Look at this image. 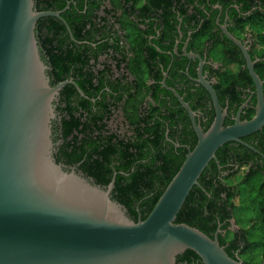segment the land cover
<instances>
[{"label": "water", "instance_id": "obj_1", "mask_svg": "<svg viewBox=\"0 0 264 264\" xmlns=\"http://www.w3.org/2000/svg\"><path fill=\"white\" fill-rule=\"evenodd\" d=\"M61 12L37 11L34 0H0V264H175L187 250L202 264H245L227 254L218 231L210 237L175 223L189 192L199 186L200 175L216 161L217 150L229 142L243 144L241 138L264 125L261 83L245 47L226 31L257 85L254 117L241 121L239 110L234 123L224 126L226 112L200 78L214 108L204 131L196 113L173 90L191 121L196 144L145 219L134 220L111 197L116 174L102 186L55 160V102L66 84L75 83L51 85L36 23L55 17L69 31Z\"/></svg>", "mask_w": 264, "mask_h": 264}, {"label": "trees", "instance_id": "obj_2", "mask_svg": "<svg viewBox=\"0 0 264 264\" xmlns=\"http://www.w3.org/2000/svg\"><path fill=\"white\" fill-rule=\"evenodd\" d=\"M37 11L61 10L69 0H34ZM77 3L78 10L84 8L87 0H73ZM247 8L251 0H238ZM264 2V0H261ZM88 14H80L72 5L61 15L67 22L74 39L66 31L65 25L55 17H43L36 23V38L38 40L40 55L48 66L47 74L51 85L73 79L75 84L83 91L82 97L73 84H66L59 92L55 102L58 120L53 121V141L55 143L54 157L56 162L67 166L78 165V169L86 176L91 177L95 183L106 186L113 175L114 188L112 199L125 206L128 215L136 220L138 216L143 220L152 210L156 201L165 187L178 171L182 159L178 152L173 151L171 143L167 140V128L173 124L171 116L174 115L170 106L163 102L148 103L146 109L142 108L141 116L133 115L131 124L135 125L134 135L119 137L108 135L104 129L103 117L107 114L105 97L91 101L93 88L99 89L103 83L102 73L99 71L98 85H94L96 73L93 71L98 57L110 50L117 61L116 54L120 51L117 35L114 41H103L108 30L101 23L94 25L91 17H96L94 11L98 9L96 0L87 1ZM136 2V0H134ZM118 6V0H112ZM235 15V12L233 13ZM101 21L103 17H98ZM126 38L133 47L130 49L132 56L126 67L136 77L137 92L141 93L144 100L152 86L146 84L148 76L152 73L148 54L138 38L143 32L137 24L127 18ZM241 20V18H239ZM90 24V28L86 25ZM100 39H96L97 36ZM85 41L78 43L76 41ZM94 44V46H92ZM154 48H150L152 52ZM125 57V54H122ZM159 78V77H158ZM232 80L234 75L224 72L220 81ZM119 84V83H118ZM225 84V83H224ZM223 87V84H221ZM224 88V87H223ZM225 89V88H224ZM222 90V88H221ZM134 98L127 100L125 105L134 110ZM125 110H129L124 107ZM229 144V143H228ZM225 145L215 154L219 165L228 163L223 154ZM247 156H237L233 161L246 164L253 160L254 153L243 146H239ZM249 155H251L250 158ZM244 159V160H243ZM264 162V161H263ZM233 166H230L232 168ZM215 160L209 162L199 177V186H194L186 197L179 210L175 223H185L195 227L213 237L217 223L235 217L237 212H244L248 217L249 225L242 227L240 238L234 236L231 247H238L242 243L241 256L250 264H262L264 261V177L260 169L251 167L240 181L246 184L247 192L243 196L238 189V184H233L227 179L219 178ZM218 177V178H217ZM241 184V183H240ZM239 184V185H240ZM242 198L238 207L237 200ZM248 201L247 205L244 203ZM218 219V220H217ZM226 225L222 224L221 229ZM260 230L259 239L254 233ZM228 235V236H227ZM224 239L230 240V232ZM219 243L222 239L218 236ZM185 254L200 258L190 250ZM179 257V256H178ZM182 260V258H179Z\"/></svg>", "mask_w": 264, "mask_h": 264}, {"label": "flooded vegetation", "instance_id": "obj_3", "mask_svg": "<svg viewBox=\"0 0 264 264\" xmlns=\"http://www.w3.org/2000/svg\"><path fill=\"white\" fill-rule=\"evenodd\" d=\"M87 1L82 10H78L75 1L69 0L61 10L48 11H62L60 14L62 15L72 5L80 14L86 16L87 9L90 8L87 6ZM96 1L99 7L94 11L96 17L91 19L94 25L101 23L106 26L108 32L103 41H114L115 36H118L120 51L116 54V58L124 59L115 60L113 51L110 50L100 55L97 63L91 61L94 66L93 71L97 74L96 79L93 80L94 85H98L97 80L100 76L103 83L99 89L93 88L92 96L87 98L95 102L101 100V94L104 95L107 114L103 117V122L108 135L114 134L119 137L134 135L135 125L130 121L131 118L136 120L133 115L141 116L142 108L146 109L149 102H163L171 107L174 114L171 116L173 124L166 130V135L169 134L167 140L171 143L173 151L178 152L183 158V162L185 155L195 146L197 137L186 110L175 97L173 90L189 104L196 113L197 123L205 131L213 120L214 108L211 96L199 81L200 78L214 90L222 110H225L224 126L234 123L239 110L241 121L251 120L254 117L258 96L257 85L249 73L244 54L229 40L226 31L245 47L253 62V70L260 80L264 101V2L251 0L247 8H244L242 2L238 0H136V2L118 0V6H115L112 0ZM98 17H103L104 20L101 21ZM125 18L134 21L143 32L142 38H138V41H141L138 46L141 47L140 45L144 43L142 47L148 54L152 69L146 82L152 88L143 101H141V93L137 92L136 77L126 67L133 54L130 51L133 45L125 36L127 31ZM90 27V24L86 25V28ZM66 31L69 36L72 35L70 28V32L67 29ZM96 39H100V36L98 35ZM150 48H154V52ZM122 54H125V57H122ZM99 71L102 73L100 76L97 73ZM224 72L234 75V81L227 80L224 81L225 84L221 82L220 76ZM67 80L73 81V79ZM81 96L86 97L84 93ZM131 97L136 103L134 110L125 105ZM124 107L129 110L126 111ZM55 110L58 120L56 105ZM241 140L243 144L239 142L225 144L230 147L223 151L228 163L219 165L216 158L219 178L228 180L239 173L241 178L251 167L260 169L264 177V125ZM240 145L254 153L253 160L247 161L246 164H239L237 161L233 165L235 157L247 156V153L239 148ZM250 157L251 155L247 158ZM70 167L81 172L78 165ZM222 224L226 227L221 229ZM241 228L236 225L235 217H232L223 223H217L213 235L218 231L217 237L220 236L223 242L221 246L231 258L250 264L244 256H241L242 243H237L236 248L230 246L235 235L236 239L240 238ZM228 232L231 239L225 240L224 237ZM175 264H202V262L184 252L176 258Z\"/></svg>", "mask_w": 264, "mask_h": 264}, {"label": "rangeland", "instance_id": "obj_4", "mask_svg": "<svg viewBox=\"0 0 264 264\" xmlns=\"http://www.w3.org/2000/svg\"><path fill=\"white\" fill-rule=\"evenodd\" d=\"M56 118H57V116H56ZM56 120V119H55ZM54 120V121H55ZM231 183H233V184H238V189L240 190V192H241V195L243 196L244 194H246V192H247V185L246 184H244L243 182H241L240 181V173L238 174V175H234V177L232 176V177H230L229 179H228ZM241 183V184H240ZM236 184V185H237ZM240 184V185H239ZM242 198H240V199H238L236 202H237V205H238V207L240 206V200H241ZM245 202V201H244ZM247 203H248V201L247 202H245L244 204L245 205H247ZM236 218L238 219V222H236V225L237 226H241V227H247L248 225H249V220H248V217L247 216H245V213L244 212H237L236 213ZM232 223H234V221H232ZM233 227H235V225H233ZM260 230L258 229L257 231H255V233H254V237L255 238H257V239H259V237H260Z\"/></svg>", "mask_w": 264, "mask_h": 264}]
</instances>
